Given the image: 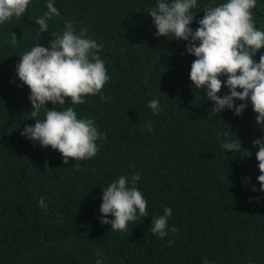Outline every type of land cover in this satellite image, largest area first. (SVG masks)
<instances>
[{"label": "trees", "instance_id": "obj_1", "mask_svg": "<svg viewBox=\"0 0 264 264\" xmlns=\"http://www.w3.org/2000/svg\"><path fill=\"white\" fill-rule=\"evenodd\" d=\"M206 2L198 0L193 10V29ZM54 4L60 15L47 21L46 32L35 23L47 10L46 0H31L21 17L0 26V264H95L97 250L104 264H264V192L252 143L264 130L251 104L240 116L227 108L213 113L206 91L191 87L195 57L186 53L187 42L155 35L148 13L155 0ZM252 12L264 29V0ZM65 20L104 44L100 54L109 79L102 91L110 97L88 95L85 103L72 105L78 118H94L104 138L96 141L94 157L67 163L58 150L21 135L35 121L30 90L17 86L14 70L31 46H49ZM260 52L264 48L257 61ZM226 91L222 86L219 94ZM154 97L161 106L155 114L148 107ZM223 131L241 141V150L220 147ZM135 171L148 216L129 222L126 232L112 231L99 219L102 189ZM165 206L172 208L168 224L178 232L160 239L149 228Z\"/></svg>", "mask_w": 264, "mask_h": 264}, {"label": "clouds", "instance_id": "obj_2", "mask_svg": "<svg viewBox=\"0 0 264 264\" xmlns=\"http://www.w3.org/2000/svg\"><path fill=\"white\" fill-rule=\"evenodd\" d=\"M30 3L31 0H0V26L13 17H21ZM256 3L257 0H207L203 4V16L195 21L198 25L195 29L191 25L197 16L193 10L198 0H155L148 13L157 37L187 42L186 53L195 57L189 71L191 87L206 91L207 99L214 102L213 113L227 108L240 116L250 103L257 114L256 123L264 130V52H260L258 61L255 59L258 50L264 48V29L256 26L253 19ZM46 9L35 20L41 32L48 30V20L60 15L54 0H46ZM87 33L86 27L77 30L75 21L65 20L62 32L53 33L55 38L49 46L34 44L19 55L14 69L19 79L17 86L26 85L30 90L28 99L32 109L29 113L35 121L25 124L21 135L34 145L38 143L58 150L65 163L69 158L77 161L94 157L98 152L96 141L104 138L94 118H78L72 106L85 103L88 95L99 94L102 100H110L102 91L109 79L100 54L104 44ZM17 39L13 32L9 43L14 46ZM222 86L227 91L219 94ZM67 98H70L68 102ZM48 102L55 107L48 108ZM65 104L69 106L57 107ZM148 107L154 114L158 113L159 98L149 100ZM40 113L43 117L37 118ZM148 127L151 129L150 124ZM221 135L225 138L220 144L222 149L241 150V141L236 136L231 138L228 131ZM252 143L258 146L255 155L260 174L256 180L259 191L264 192V135ZM140 179V172L135 171L130 176L119 175L103 187L99 219L111 225L112 231L126 232L129 222L148 216V202L136 187ZM251 188L257 190L255 184ZM255 199L259 201L261 197ZM38 205L47 214L44 197L39 198ZM171 215L172 208L165 206L163 214L152 216L151 233L160 239L177 233L178 229L168 224ZM95 264H104L99 250ZM204 264L211 262L206 260Z\"/></svg>", "mask_w": 264, "mask_h": 264}]
</instances>
